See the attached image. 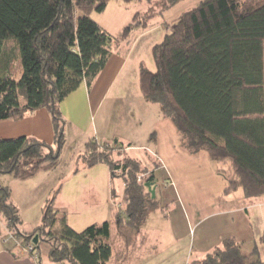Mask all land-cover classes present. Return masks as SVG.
I'll list each match as a JSON object with an SVG mask.
<instances>
[{"label":"trees","instance_id":"1","mask_svg":"<svg viewBox=\"0 0 264 264\" xmlns=\"http://www.w3.org/2000/svg\"><path fill=\"white\" fill-rule=\"evenodd\" d=\"M109 1L0 0V60L6 70L0 77V121L46 109L57 145L54 151L33 138L0 140V175L20 177L23 170L34 175L58 161L65 142L60 103L82 82L90 87L113 46L135 27H146L130 25L115 40L90 17L102 13ZM151 56L155 71L141 67L138 76L143 100L159 106L181 134L185 151L205 152L221 165L226 191L240 189L246 200L264 199V0H203L174 20ZM105 144L88 142L83 162L89 169L106 165L112 178H122L124 224L139 231L148 212L157 208L145 187L155 186L154 171L141 169L134 159L114 160ZM0 215L14 241L33 244L37 254L46 243L54 264H107L111 258L108 222L76 232L64 214L47 206L41 225L27 234L18 227V210L6 187H0ZM120 215L115 218L122 222ZM257 245L264 248V232ZM191 264L264 260L258 251L247 256L226 239Z\"/></svg>","mask_w":264,"mask_h":264},{"label":"rangeland","instance_id":"2","mask_svg":"<svg viewBox=\"0 0 264 264\" xmlns=\"http://www.w3.org/2000/svg\"><path fill=\"white\" fill-rule=\"evenodd\" d=\"M202 1L177 0L170 4L171 0H110L102 13H91V19L115 40L135 23L146 25V29L144 32L135 27L128 45L125 42L117 48L120 55L126 50V63L99 105L87 115L74 118L75 124L64 126L65 142L58 161L46 163L34 175L23 170L18 179L0 175V187L9 183L13 186V199L20 210V231L28 234L36 230L47 206L64 214L76 232L108 222L107 242L113 252L110 260H120L125 234L136 231L124 224L122 178H112L106 165L89 169L83 162L86 144L95 137L98 144L106 143L114 160L134 159L141 169L154 171L157 208L148 212L140 229L145 232L143 237H136L144 245L132 254L135 260L145 264H191L199 260L196 254L214 249L223 239L257 237L262 231L264 214L259 211H264V202L259 198L242 199L240 189L226 191L221 165L212 162L205 152L185 151L176 127L163 118L158 105L145 103L139 91V66L155 71L152 47L170 34L175 19ZM5 73L1 59L0 77ZM49 145L57 150L55 143ZM114 214H121L123 221L119 222ZM2 216L3 236L10 233ZM39 250L46 262L48 245L41 243ZM259 257L264 260L261 252Z\"/></svg>","mask_w":264,"mask_h":264},{"label":"crops","instance_id":"3","mask_svg":"<svg viewBox=\"0 0 264 264\" xmlns=\"http://www.w3.org/2000/svg\"><path fill=\"white\" fill-rule=\"evenodd\" d=\"M138 28H142V30H144L145 32L146 27H138ZM129 38L130 36L126 38L125 40L121 41L120 43L113 46L112 54L110 58L108 59L104 69L93 80L90 87H87L86 83L82 82L75 91L70 93L60 103L59 109H60L62 118L65 121V125L67 123H69L70 125L75 124L74 123L75 120H73L74 118L79 117L81 114L87 115L88 111L90 112V109L94 105L98 106L101 100H103L104 96L106 95V92L108 91V89L111 88L112 83L115 81L116 77L118 76V74L124 67V64L126 63V56H127L126 50L124 49L122 55H120L119 53L118 54L116 53V51L118 50L117 48L122 46L121 44H124L125 42H127ZM126 45H128V42ZM141 67H143V65L139 66V71ZM79 121L80 119L78 118V122ZM18 137L33 138L40 142L46 143L48 145L49 144L52 145L54 135H53L51 118H50L49 112L46 109H39V110L34 111L33 113H29L25 115L21 120L0 121V140H10V139L18 138ZM95 139L96 137L93 140L97 141ZM129 144L131 145V143ZM1 176L4 177L5 179L6 176H10V175H1ZM14 179H18V177H14ZM2 187H6V186L2 185ZM12 187H13L12 184L9 183V186H7L6 188H8L10 191L11 203L17 208L18 203L15 202L13 199L14 189ZM113 195H114V192H112V196ZM240 196L243 199L244 196H243L242 191H241ZM259 199L262 202H264L263 198H259ZM259 212L264 214L263 210H260ZM66 222L67 224H69L67 219H66ZM263 232H264V228L262 229L261 232L257 233L258 234L256 235L257 237L250 236L247 238L240 237L237 239L235 237L232 239L235 241L239 249L245 255L253 256L255 255L256 251H258L259 256H260V252L264 254V249L257 245V240ZM144 233L145 232H142V230H139L136 232L129 231L128 234L126 233L125 236L127 238L131 237L132 239L128 240L126 238L124 240L123 248H122L123 250L121 254L119 255L120 260L112 263V261L110 260L111 258H110L107 264H145L143 261L135 260L136 256L132 255L138 252V250H140L143 247L144 242L142 243L138 242L136 237L138 236L143 237ZM5 236L6 234H4L3 236L0 234V264H54L50 261L48 257V251L46 253V258H47L46 262H43L42 254L40 250L38 251L37 259H35L33 256H18L16 253L17 250L14 247L15 244L13 240L6 241ZM227 239H231V238H227ZM224 240L225 239H223L222 241ZM9 243L10 245H8ZM212 251L213 249L208 250V251H201L198 254H196V256L197 258H199V260H202L207 254H209ZM111 257H112V254H111Z\"/></svg>","mask_w":264,"mask_h":264},{"label":"built area","instance_id":"4","mask_svg":"<svg viewBox=\"0 0 264 264\" xmlns=\"http://www.w3.org/2000/svg\"><path fill=\"white\" fill-rule=\"evenodd\" d=\"M5 240H13L14 244H15V249L17 250V255L18 256H33L35 259L38 258V254L37 251L34 249L33 244L31 243H26V244H22L19 242H15L14 239L11 237L10 234L6 235Z\"/></svg>","mask_w":264,"mask_h":264},{"label":"water","instance_id":"5","mask_svg":"<svg viewBox=\"0 0 264 264\" xmlns=\"http://www.w3.org/2000/svg\"><path fill=\"white\" fill-rule=\"evenodd\" d=\"M145 187L148 189V191L150 192L151 194V198L154 199V196H155V188L152 186V184H145ZM35 242V241H34Z\"/></svg>","mask_w":264,"mask_h":264}]
</instances>
